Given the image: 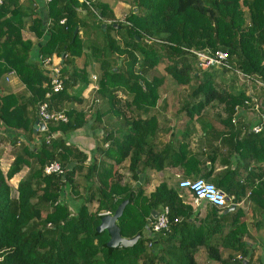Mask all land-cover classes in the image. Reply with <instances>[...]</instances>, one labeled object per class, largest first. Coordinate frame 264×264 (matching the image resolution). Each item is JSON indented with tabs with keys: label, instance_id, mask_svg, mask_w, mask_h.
I'll list each match as a JSON object with an SVG mask.
<instances>
[{
	"label": "trees",
	"instance_id": "trees-1",
	"mask_svg": "<svg viewBox=\"0 0 264 264\" xmlns=\"http://www.w3.org/2000/svg\"><path fill=\"white\" fill-rule=\"evenodd\" d=\"M126 1L128 11L117 18L106 0H94V10L80 0H47L48 22L34 10L35 0L0 2V78L13 70L29 92L27 97L24 93H0V124L12 130L8 138L14 154L5 172L0 162V264H199L195 253L200 247L209 258L225 264H243V259L252 264L253 242L245 235L248 219L242 207L223 212L211 205L207 217H197L199 210L182 202L179 189L161 181L147 194L143 184L149 178L148 168H162L165 160L174 158L186 176H202L220 188L224 185L234 202L247 195L253 223L264 226V127L252 131L250 120L236 112L238 106L247 107L245 100L253 96L262 100L264 111V86L257 85L259 93L249 94V82L235 85V69L264 82V0ZM23 28L42 41L34 44L22 38ZM215 48L228 51L231 68L200 66L193 50ZM63 54V88L48 100L50 108L64 110L67 120L48 121L45 129L34 130L35 108L45 99L49 79L39 57ZM88 65L94 66L97 87L94 103L85 108L81 105L84 97L71 88L77 83L81 88L88 84ZM170 79L175 82V99H180V94L188 96L182 109L187 124L176 147L169 138L163 148L155 149L157 139H147L146 125L157 102L167 100ZM212 101L222 104L224 114L212 110L213 122H205L208 113L201 110ZM89 109L93 123L101 124L102 140L108 141L101 149L112 161H92L88 170L95 183L76 204L68 198L77 187L72 182L78 166L67 168L66 164L73 154L83 152L66 141L65 134L86 122ZM142 115L147 117L139 121ZM196 118L202 122V136L207 140L200 148L190 145L189 122ZM216 122L223 123L233 138L238 150L235 161L252 159L257 163L250 167L249 189L235 179L236 164L228 159L216 165ZM52 132L55 135L47 141L46 135ZM156 132L172 131L159 126ZM5 138L0 133V142ZM125 159L129 175L121 182L122 173L116 165ZM52 160L62 164V173L43 171ZM24 165L28 171L13 194L9 179ZM141 173L143 181L132 183ZM124 199L117 224L123 236L138 232L139 237L128 246H110L107 230L97 229L101 211L113 212ZM92 200L97 201L95 207L90 205ZM165 206L168 227L154 232L148 220L151 209ZM220 246L231 249L226 257ZM257 258L264 264V250Z\"/></svg>",
	"mask_w": 264,
	"mask_h": 264
},
{
	"label": "crops",
	"instance_id": "crops-1",
	"mask_svg": "<svg viewBox=\"0 0 264 264\" xmlns=\"http://www.w3.org/2000/svg\"><path fill=\"white\" fill-rule=\"evenodd\" d=\"M28 2V0H24ZM47 0H35L33 2L34 4V10L40 11V13L43 15V18L45 21L48 22V17L46 14V9L44 7V4ZM114 1V0H113ZM127 2V1H126ZM123 0H118L117 2L114 1L113 5V10L116 15L115 11V5L122 6L120 13L123 10H127L128 8L126 6H129V3L127 2L125 6L122 5ZM32 16H35V13L32 14ZM22 38H28L31 39L32 42L39 43L42 41V37L37 38L35 34L33 33L32 30L23 28L21 31ZM33 44V51L31 52V58L37 59L36 57V49L34 48ZM96 74V72L92 71L90 80L88 84L85 87H82L80 89L81 95L84 97V102L81 103V105L85 108H88L89 106L94 103L93 102V94H94V89H90L91 83L96 82V78H93L92 75ZM4 82V85H3ZM78 85L75 84L74 86ZM81 86L82 84L79 83ZM95 85V86H96ZM73 86V88H74ZM174 85L169 84L168 90L166 91L165 95H167V100L160 99L157 104L156 108L151 112L152 117L149 121V123L146 125L148 127V132L145 133L147 139L149 141H152L154 138H156V142H154V148L155 149H161L164 147L165 143H168V139L171 138L174 143L171 144L172 147H176V143L179 140H182V136L185 131L187 121L185 119V116L183 115L184 112H182L183 105L186 103L185 98H187V95L181 96L180 94V99H175L174 98ZM0 88L2 89L1 93H6V92H14V93H24L23 97H27L29 92L26 91L24 83L19 79L17 74L13 70L6 71L0 78ZM73 88H71L72 92ZM76 93V92H75ZM196 99V98H194ZM210 105L215 104L214 101L209 103ZM209 104L205 105L204 108L201 110V113H208L207 115H204L205 122H210L213 120L212 110H206L209 109ZM78 107L79 104L77 105ZM216 108V107H215ZM36 112V108H35ZM91 109H89L86 112V117L87 120L86 122L81 125L76 127L73 130L68 131L65 134V140L71 143L72 145L76 146L79 151H82L83 154H78L72 155V158L67 162V168L68 167H73L74 165L78 166L76 167V172L74 176V185H77L75 189L71 192L68 200L72 203H78V201L81 202V200L86 196L87 192L91 189L90 185L94 182V177L90 176V171L88 170V167L92 164V161L96 159L97 163H99L101 160H106L107 161H112L105 157V151L101 149L102 147H107L108 146V141H103L102 137V127L100 122L96 121L93 123L92 117H91ZM37 114V113H36ZM198 114L196 113L194 117H196ZM145 117L142 115V118H139V121H142ZM246 119V118H245ZM209 120V121H208ZM250 120V119H249ZM247 120V121H249ZM213 122V121H211ZM249 125H253L256 122L254 120L249 121ZM201 121H199L197 118L192 119L189 122V128L192 129V133L190 135V145L191 147H201V145H206L207 140L204 139L202 134L204 133V128L201 126ZM105 125V124H103ZM168 127L171 133H163V132H156L157 127ZM216 133H215V146H216V152H217V158H216V165H220V163H226L227 160L229 159L232 162V165H237L238 168V174L235 176V179L237 180L238 183L241 184H246L249 185L247 189L250 188L249 181L252 179L253 174L250 172V167L252 165L257 164L254 160H240L237 162L235 161L236 155H238V150L234 148V142L233 138L229 137L228 132L226 131V128L223 123L216 122ZM245 128V126H244ZM11 128L7 129L4 126H1L0 124V133L7 138H5L2 142H0V149L1 150V157H0V162H1V168L5 172L14 158L13 151L10 150L12 144L11 140L8 137H11L12 132ZM156 132V133H155ZM42 134V133H41ZM243 135V128H242V133H240L239 138ZM204 141V143H203ZM201 150V149H200ZM264 150V149H263ZM247 155V154H246ZM263 157H264V152H263ZM166 161V164L162 168H148L146 172L149 174L148 180L146 182L144 181V192L149 193L154 187L161 181H165L169 186H173L182 192V202L185 203L186 205H189L193 211L199 210V214L197 217H205L211 210V205L208 204L207 202H204L202 200L200 201H195L190 192L186 189H183L179 187L178 185V180L182 176H186L184 174V168L182 164L175 163L174 158H168ZM128 159H125L121 164L116 165V167L119 169V171L122 173L121 177V182L129 175L127 172V165ZM247 164H250L247 168ZM264 165V162L262 163ZM219 167V166H218ZM28 165H24L18 172H16L10 179V183L13 187V190L15 191V186L17 185L18 181L20 178H22L26 172L28 171ZM123 168V170H122ZM144 173L140 174L139 179H137L135 182L133 181L132 183H141L143 181ZM127 179V178H126ZM252 183V182H251ZM137 186H135L136 188ZM16 193V191H15ZM243 201V200H242ZM242 201L240 202V206L242 205ZM97 201L92 200L90 202V205L92 207H95ZM162 208V207H161ZM161 208H157L158 212L161 210ZM156 213V214H157ZM196 216V214L193 216H190L189 219H192ZM207 217V216H206ZM179 223H183V215H179ZM210 227V225H208ZM206 226L207 229L209 227ZM212 227V226H211ZM207 231V230H206ZM202 247H200L196 253L195 257L198 261V258L200 257L198 251L201 250ZM221 251V249H220ZM204 252V251H203ZM197 254L199 255L197 258ZM204 254V253H203ZM207 254V253H206ZM204 258V257H202Z\"/></svg>",
	"mask_w": 264,
	"mask_h": 264
},
{
	"label": "built area",
	"instance_id": "built-area-1",
	"mask_svg": "<svg viewBox=\"0 0 264 264\" xmlns=\"http://www.w3.org/2000/svg\"><path fill=\"white\" fill-rule=\"evenodd\" d=\"M2 0H0L1 2ZM86 3L91 9L94 10L92 2L94 0H80ZM61 22L64 21V18L60 19ZM199 60V64L202 67H207L210 65L213 66H225L231 68V64L228 62V51L222 48H215L209 51L193 50ZM66 54L62 56L56 55H47L40 59L41 67L44 69L45 73L48 76V88L45 92V99L41 100L36 106L37 118L39 121L44 122L47 125L48 121H66L67 116L63 109H53L49 107V97L55 91H59L63 88V78L61 76V66ZM235 72L239 78L249 82H256L257 85L264 86L263 80L259 76L249 75L242 72L239 69H235ZM93 78H96V74L92 75ZM97 85L95 86V88ZM93 88V87H92ZM245 103H248L256 112V122L250 126L252 131L258 132L263 129L264 125V111L261 110V103L257 96H253L250 100L246 99ZM241 107H236V112H239ZM234 120V118L232 119ZM55 135V132L46 135V140L48 141L52 136ZM45 173L58 172L62 173L64 168L58 160H52L46 163L43 167ZM179 187L186 189L190 192L195 201L201 199L207 200L209 203L214 205L217 208H224L229 206L233 202V195L226 193L221 188H219L213 181L205 179L202 176H182L178 180ZM168 208L162 207L159 213L152 219H150V227L152 231L158 232L166 227H168V217H167ZM109 210L102 211V213H109ZM150 244V242H149Z\"/></svg>",
	"mask_w": 264,
	"mask_h": 264
},
{
	"label": "rangeland",
	"instance_id": "rangeland-1",
	"mask_svg": "<svg viewBox=\"0 0 264 264\" xmlns=\"http://www.w3.org/2000/svg\"><path fill=\"white\" fill-rule=\"evenodd\" d=\"M106 1H108L112 6L114 5V1L115 2H117V4H118V0H106ZM127 2H126V0H123V3H122V5L123 6H125V5H127L126 4ZM129 3V2H128ZM127 8L129 7V6H126ZM115 11H116V17L117 18H122L123 17V15L125 14V12H127L128 11V9L125 11V10H123L121 13H120V11H121V8H122V6H119V5H115ZM88 15L86 14V17H87ZM86 29H88V26H87V28ZM88 52V51H87ZM77 59L78 58H76V61H77ZM92 62V61H91ZM87 68H88V72L89 73H91L92 71H94V66L93 65H88L87 66ZM229 73V72H228ZM227 73V74H228ZM227 74L225 75V77L227 76ZM224 77V78H225ZM230 76L228 75L226 78H227V82H230L229 80H228V78H229ZM238 79V80H237ZM237 79H236V82H235V85L236 86H240L241 84L243 85H245L247 82L246 81H244V80H242L241 78H239L238 76H237ZM169 83L171 84V85H173V84H175V82L172 80V79H170L169 80ZM249 86H247L246 85V87H249L248 88V93L249 94H251V93H259V88L257 87V84H256V82H251V81H249V83H247ZM3 85H4V82H3ZM95 83H91V85H90V89H93V88H95ZM4 87H5V85H4ZM93 87V88H92ZM80 88H81V86L78 84V85H76V86H74V88H73V91H75L76 93L77 92H81L80 91ZM2 92V89L0 88V93ZM263 97H264V93H263ZM214 103L215 104H213V106H209V110H213L214 112H217V111H220V112H222V114H224V112L222 111V109H221V107H222V104L221 103H217V102H215L214 101ZM210 105V104H209ZM216 107V108H215ZM239 112L241 113V114H243L244 116H246L245 118H247V119H250L251 121L252 120H254L255 121V118L257 117V112L250 106V105H248L247 107L245 106V107H241L240 109H239ZM122 170H123V168H122ZM127 178V179H126ZM124 180H123V182H125V181H127L128 180V176L126 177ZM222 188L225 190V186L224 185H222ZM13 194H15V191L13 190ZM243 201H242V205L243 206H240V204L241 203H239L238 204V206H240V207H242L244 210H245V212H246V217H245V219H248V220H245L246 221V223H247V228L249 229V231H247L246 233H245V235L249 238V240L250 241H252L253 242V244L251 245L252 247H253V253H254V255H253V259H252V264H261L259 261H258V256L262 253V251L264 250V226H261V225H258V224H254L253 223V219L250 217V211H251V207H250V201H249V199H248V196L246 195V196H244L243 197V199H242ZM202 201H204V202H207L208 204H210L207 200H205V199H202ZM92 207V206H91ZM257 219H256V217H255V221H256ZM258 226V227H257ZM144 232V231H143ZM260 237H261V239H260ZM220 249H221V255L224 257H226V255L228 254V252H230L231 251V249L230 248H226V247H224V246H220ZM204 251V252H203ZM198 253H199V255H200V257L198 258V254H197V258H198V263L199 264H225V263H223V262H221V261H218V260H214V259H211V258H209V256H207V254H206V251H205V248H203L202 247V249L201 250H199L198 251ZM204 253V254H203ZM236 255H238V254H236ZM202 257H204V258H202ZM237 257H239V255L237 256Z\"/></svg>",
	"mask_w": 264,
	"mask_h": 264
},
{
	"label": "water",
	"instance_id": "water-1",
	"mask_svg": "<svg viewBox=\"0 0 264 264\" xmlns=\"http://www.w3.org/2000/svg\"><path fill=\"white\" fill-rule=\"evenodd\" d=\"M33 128H34V130L45 129L46 124L42 121H39V119L36 118L34 123H33ZM125 203H126V200L124 199L117 205V207L115 208V210L112 213L104 214L101 217L99 224L97 225L98 231H101L102 229H106L107 232L109 233L107 245H110V246H128V245H131L132 243H134L139 237L138 232L135 233L134 235L130 236V237L123 236L121 234L120 227L117 224V218L122 213V210H123ZM234 209H235V203L233 202L228 207L223 209V212H229V211H232ZM151 212H152L151 213L152 216H156L158 209L153 208V209H151ZM245 263H246V259H243V264H245Z\"/></svg>",
	"mask_w": 264,
	"mask_h": 264
},
{
	"label": "clouds",
	"instance_id": "clouds-1",
	"mask_svg": "<svg viewBox=\"0 0 264 264\" xmlns=\"http://www.w3.org/2000/svg\"><path fill=\"white\" fill-rule=\"evenodd\" d=\"M46 126H47V125H46ZM219 188H220V187H219ZM221 189H222V188H221ZM222 190L224 191V189H222ZM201 200H202V199H201ZM199 201H200V200H199ZM241 201H242V200H241ZM241 201H240V202H241ZM233 202H234V201H233ZM233 202H232V203H233ZM240 202H238V203L234 202V203H235V208L237 207V205H238ZM210 205H212V204L210 203ZM212 206H214V205H212ZM214 207H215V206H214ZM226 207H228V206H226ZM226 207H224V208H217V207H216V208L219 209V210H222V211H223V209H225ZM234 210H235V209H234ZM104 211H105V210H104ZM232 211H233V210H232ZM101 212H102V211H101ZM109 213H112V212L110 211ZM102 214L104 215V214H106V213H102ZM157 214H158V213H157ZM154 217H155V216H152V214H151V215L148 217V220H150V219H152V218H154ZM238 255H239V257H240V254H238ZM238 255H237V256H238Z\"/></svg>",
	"mask_w": 264,
	"mask_h": 264
}]
</instances>
